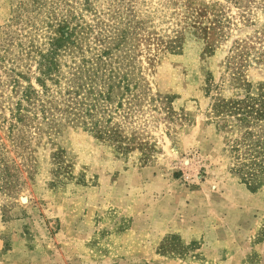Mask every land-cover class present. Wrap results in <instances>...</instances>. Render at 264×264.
I'll return each instance as SVG.
<instances>
[{
	"label": "rangeland",
	"instance_id": "374dc122",
	"mask_svg": "<svg viewBox=\"0 0 264 264\" xmlns=\"http://www.w3.org/2000/svg\"><path fill=\"white\" fill-rule=\"evenodd\" d=\"M0 264H264V0H0Z\"/></svg>",
	"mask_w": 264,
	"mask_h": 264
}]
</instances>
